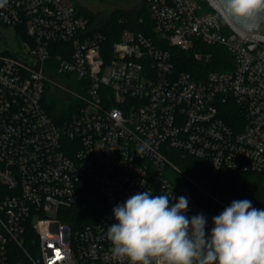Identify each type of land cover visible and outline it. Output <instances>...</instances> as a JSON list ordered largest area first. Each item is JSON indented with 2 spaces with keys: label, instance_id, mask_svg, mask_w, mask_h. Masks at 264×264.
Here are the masks:
<instances>
[{
  "label": "built area",
  "instance_id": "1",
  "mask_svg": "<svg viewBox=\"0 0 264 264\" xmlns=\"http://www.w3.org/2000/svg\"><path fill=\"white\" fill-rule=\"evenodd\" d=\"M145 3L151 32L125 28L113 42L67 0L0 7V264H128L107 229L113 208L145 190L186 197L184 214H203L209 234L229 205L197 200L171 157L264 174V35L236 28L215 0ZM211 46L231 68H206ZM59 81L69 96L57 97L67 106L57 122L43 104ZM85 182L103 209L74 225Z\"/></svg>",
  "mask_w": 264,
  "mask_h": 264
},
{
  "label": "clouds",
  "instance_id": "2",
  "mask_svg": "<svg viewBox=\"0 0 264 264\" xmlns=\"http://www.w3.org/2000/svg\"><path fill=\"white\" fill-rule=\"evenodd\" d=\"M7 0H0L4 7ZM231 15L249 20L264 13V0H226ZM145 149L141 147L138 152ZM151 190L136 193L113 208L107 229L113 258L128 264H264V209L233 201L206 234L203 214L188 218V199L172 203Z\"/></svg>",
  "mask_w": 264,
  "mask_h": 264
},
{
  "label": "trees",
  "instance_id": "3",
  "mask_svg": "<svg viewBox=\"0 0 264 264\" xmlns=\"http://www.w3.org/2000/svg\"><path fill=\"white\" fill-rule=\"evenodd\" d=\"M78 10L86 17L92 16L91 12L85 8L80 7ZM95 28L107 34L109 42L116 40L125 28L150 33V18L145 0H143V6L137 11H112ZM208 48L212 52V60L206 68L218 70L231 68V56L222 47ZM175 52H177L176 59L180 68L194 73L197 63L193 61L191 54L180 50H175ZM43 105L54 121H64L67 118V106L54 95L47 92ZM189 163V171L194 178L215 189L218 192L219 199H217L221 202L230 206L233 201L247 199L251 201L253 208L264 209V174L215 169L198 158H191ZM191 192L197 200L202 201L195 195L193 189ZM102 209L103 201L97 188L92 183L85 182L81 185L78 203L70 209L66 219L74 225H81L97 218Z\"/></svg>",
  "mask_w": 264,
  "mask_h": 264
},
{
  "label": "rangeland",
  "instance_id": "4",
  "mask_svg": "<svg viewBox=\"0 0 264 264\" xmlns=\"http://www.w3.org/2000/svg\"><path fill=\"white\" fill-rule=\"evenodd\" d=\"M72 3L77 9L82 7L91 12L92 16L88 19L94 27H98L100 23L114 10L137 11L143 6V0H67ZM203 7L201 11H204ZM56 81V80H55ZM60 85L49 84L47 91L56 97L65 98L69 96L62 88L63 82L59 81ZM171 157L172 163L177 168L174 173V180L187 185L190 190H194L195 195L204 202H209L212 197L218 198V192L210 187L207 183L198 181L189 171L190 159ZM219 199V198H218Z\"/></svg>",
  "mask_w": 264,
  "mask_h": 264
},
{
  "label": "water",
  "instance_id": "5",
  "mask_svg": "<svg viewBox=\"0 0 264 264\" xmlns=\"http://www.w3.org/2000/svg\"><path fill=\"white\" fill-rule=\"evenodd\" d=\"M220 9L224 12L226 18L239 30L250 34L264 35V13L254 15L249 20H240L231 15L230 11L226 7V0H215ZM251 49L254 46L250 47Z\"/></svg>",
  "mask_w": 264,
  "mask_h": 264
}]
</instances>
